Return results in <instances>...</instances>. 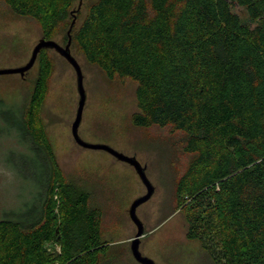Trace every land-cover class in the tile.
<instances>
[{
  "label": "trees",
  "instance_id": "obj_1",
  "mask_svg": "<svg viewBox=\"0 0 264 264\" xmlns=\"http://www.w3.org/2000/svg\"><path fill=\"white\" fill-rule=\"evenodd\" d=\"M76 1L0 5L37 22L46 40L69 24V41L76 18L71 47L108 80L136 84L132 124L186 137L189 160L175 198L187 239L214 264H264V0H96L80 23ZM49 50L37 59L28 121L22 114L13 125L33 130L18 140L31 150L26 161L41 188L29 217L0 220V264H108L102 208L60 169L38 124Z\"/></svg>",
  "mask_w": 264,
  "mask_h": 264
},
{
  "label": "rangeland",
  "instance_id": "obj_2",
  "mask_svg": "<svg viewBox=\"0 0 264 264\" xmlns=\"http://www.w3.org/2000/svg\"><path fill=\"white\" fill-rule=\"evenodd\" d=\"M94 1H76L75 10L81 9L77 23ZM233 12L249 22L244 8L234 5ZM68 28L69 24L62 26L50 40L65 47ZM42 38L37 22L14 15L6 4L0 5V70L26 65ZM71 53L82 68L87 95L79 128L81 138L136 158L146 167L147 177L155 187L152 198L137 210L145 228L142 255L156 264H214L199 242L187 239L186 222L176 204V183L189 160L184 151V134L168 128L135 127L131 118L137 111L136 84L130 79L108 80L97 66L86 61L75 44ZM46 54L53 70L41 116L49 126L58 165L102 208V240L110 247L108 264H140L131 252L137 227L129 208L146 194V187L129 164L106 151L85 149L75 142L71 128L80 99L76 72L54 50ZM37 70L36 62L24 77L0 75V101L4 102L0 103V220L29 217L41 188L39 173L26 161L32 159L26 147L16 132H7L22 115L23 103L31 97Z\"/></svg>",
  "mask_w": 264,
  "mask_h": 264
},
{
  "label": "water",
  "instance_id": "obj_3",
  "mask_svg": "<svg viewBox=\"0 0 264 264\" xmlns=\"http://www.w3.org/2000/svg\"><path fill=\"white\" fill-rule=\"evenodd\" d=\"M75 22H76V18H74L70 26V29L68 31L69 41L65 47L61 46L60 44H58L57 42L53 40H46L45 38H42L38 42V44L35 46V48L33 49L31 59L26 65L20 68H15V69L0 70V75L19 74L22 77H24L26 73L29 72L34 67V65L37 62L38 56L43 49L54 50L55 52H57L59 55H61L71 64V66L74 68L76 72L77 88H78V92L80 95L76 118L71 128L73 139L82 148L106 151L107 153L114 156L117 160L129 164L135 169L142 183L146 187V194L137 198L135 201H133V203L131 204L129 208V216L132 222L137 227V233L131 243V252H132L134 259L140 264H156L154 260L143 256L140 251L141 239L144 236L145 228H144V224L142 223V221L137 215V210L141 205L148 202L155 193V187L153 186V184L147 177L146 167L142 166L141 163L136 158L126 156L116 151L110 146H107L104 144H91V143L85 142L79 134V128H80V125L83 119V112H84V108L86 104L87 95H86V90L84 87V75H83L82 68L79 62L76 60V58L71 53V44H72L71 31L73 29ZM56 232L58 233L59 230L57 229Z\"/></svg>",
  "mask_w": 264,
  "mask_h": 264
},
{
  "label": "flooded vegetation",
  "instance_id": "obj_4",
  "mask_svg": "<svg viewBox=\"0 0 264 264\" xmlns=\"http://www.w3.org/2000/svg\"><path fill=\"white\" fill-rule=\"evenodd\" d=\"M33 88H34V86H33ZM31 98V97H30ZM30 100L31 99H29V100H27L26 102H24L23 103V105H22V114H24V116H25V118H27V119H25V120H27L28 121V117L26 116V113H28V111H29V109H30ZM0 103H4L3 101H0ZM4 106H6L5 104H4ZM10 106L8 105V108H9ZM42 107H43V105L41 106V107H39V115H38V124L40 123V125H42L43 126V128H44V130H45V132H46V134H47V137H48V139H49V142H50V145H51V147H52V149H53V153H54V156H55V158H56V155H55V149H54V147H53V143H52V141H51V138H50V135H49V126L45 123V121H44V119L42 118V116H41V112H42ZM26 121V122H27ZM30 131H33L31 128H20V127H16V125L15 126H12L9 130H7V132H16L17 134H18V136L20 135V136H22V135H29V132ZM21 144L23 143V146L24 147H26V149H27V153H31V150L29 149V147L27 146V144L25 143V139H21L20 141H19ZM3 162H5L4 160H3Z\"/></svg>",
  "mask_w": 264,
  "mask_h": 264
}]
</instances>
